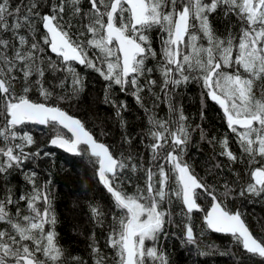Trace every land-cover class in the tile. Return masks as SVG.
<instances>
[{
  "label": "snow or ice",
  "instance_id": "snow-or-ice-1",
  "mask_svg": "<svg viewBox=\"0 0 264 264\" xmlns=\"http://www.w3.org/2000/svg\"><path fill=\"white\" fill-rule=\"evenodd\" d=\"M89 4L85 12L80 0H59V3L53 0L49 12L41 14L39 0H27V3L20 0L15 7L11 0H0V34L12 33L11 39L0 35V114L4 116V124L0 126L3 138L0 174L19 167L29 155L40 154L25 152L35 140L28 133H18L17 127L27 122L45 125L53 133L50 144L77 155H90L98 164L99 180L118 210V214L112 215L107 237L108 247L115 252L114 264H154L157 261L168 264L165 254L155 246H147L146 241H157L165 224L170 222L166 220L170 213L163 204L166 200L170 203L172 195L181 199L188 214L200 209L197 189L212 198L211 210L205 215L207 226L216 232L231 233L247 253L264 258V237L253 235L239 211L230 212L222 207V201L183 160L191 130L182 109L169 104L174 119L149 116L147 135L151 142L147 147L153 154L156 171L147 168L145 188L128 195L122 188L120 175L126 168L137 171L141 164L133 162L131 155L114 157L109 146L94 138L79 119L60 107L33 101L28 96L35 85L45 101L51 98L52 92L44 86L49 69L68 72L72 76L73 91H79L75 86L82 87V80L70 65L76 61L94 68L110 85L121 86V91L131 85L137 101L143 104L140 93L147 90L155 95L152 89L157 81L147 79L142 85L139 78L153 72L145 61L157 56L148 36V32L157 27L164 33L158 61L160 91L167 96L171 88L182 83L193 79L202 82L207 96L223 110L228 127L237 136L242 155L248 157L250 165H260L250 170V180L239 195L260 197L264 194V0H89ZM220 6H224L226 16L229 13L237 16L238 35L231 32L224 38L215 35L208 14ZM66 8L82 22L79 36L88 34L90 38H73V25L64 19ZM37 21L45 30L40 40L35 35ZM22 28H27L31 34V42L20 34ZM198 32L206 38L207 46L199 42ZM41 41L61 58L60 64L50 58L45 60ZM88 48L97 50L93 57H89ZM17 73L23 78L19 93ZM32 77L36 79L33 81ZM201 138H205L202 130ZM218 142L222 148L220 154L235 161L237 157L229 150L228 140ZM166 146V155L161 157ZM160 159L170 167L166 169L165 163H157ZM173 175L176 189H171L169 184ZM35 176V173L26 176L32 185L30 193L14 200L8 189L0 198V224L6 225L0 228V264H64L65 252L56 243L54 231L45 230V225L55 224L47 187L51 182L37 185ZM225 189V196L234 191L227 185ZM18 201H24L26 207L20 208ZM10 205H17L15 213L11 212ZM92 214L102 224L99 218L105 214L98 207H92ZM185 229L187 243H195L191 225L186 224ZM91 247L95 264H107L108 257L101 254L95 241ZM70 259L73 264H83L80 257Z\"/></svg>",
  "mask_w": 264,
  "mask_h": 264
},
{
  "label": "trees",
  "instance_id": "trees-1",
  "mask_svg": "<svg viewBox=\"0 0 264 264\" xmlns=\"http://www.w3.org/2000/svg\"><path fill=\"white\" fill-rule=\"evenodd\" d=\"M24 2L27 3V0ZM52 2L53 0H39L38 10L41 14L49 12ZM55 2L59 3V0ZM11 3L15 7L20 0H11ZM80 7L83 11H88L89 0H80ZM23 14L22 10L21 15ZM64 19L73 25L71 33L74 39L90 38L88 34L85 37L79 36V32L83 30L82 22L78 17L72 16L67 8ZM208 20L215 35L221 38L226 37L229 32L239 34L240 21L233 13L226 16L224 6L208 14ZM36 29V39L40 40L44 32L39 21L36 22ZM20 34L27 36L31 42V34L27 28H22ZM197 34L200 37L199 42L207 46V40L203 34L199 32ZM0 35H3L5 39L12 37L11 32ZM148 36L157 56L149 57L145 61L146 67L152 68L153 72L141 76L139 83L143 85L147 79H154L157 84L152 89L155 95L147 90L140 93L143 104L137 101L133 94L135 89L131 85L121 91V86L110 85L109 81H106L94 68L71 62V67L82 80V87L75 86L79 88V91H73L72 76L68 72L63 70L53 72L49 69L45 74L44 86L52 92L51 98L45 101L35 85L28 93L29 98L60 107L69 115L79 119L86 130L99 142L109 146L114 157L121 158L123 155L126 158L131 155L133 162L141 164L142 167L137 171L133 172L130 168H126L120 175L122 188L128 195L136 194L138 188H145L147 168L152 167L156 171L155 163H152L153 154L147 147L151 142L147 135L150 127L149 116L155 115L160 120L174 119V114L169 110V104H174L188 117L186 123L191 130V140L183 153V160L217 195L219 201H222V207L230 212L239 211L241 219L253 235L264 237V231H262L264 230V194L260 197L239 195L241 188L250 180V170L260 165H250L248 157L242 155L237 136L228 127L224 112L207 96L201 81L193 79L175 88L170 86L171 91L167 96L160 91L161 76L158 71V61L161 59L164 33L154 27L148 32ZM41 47L45 49L42 54L45 60L50 58L51 61L60 64V58L51 56L42 41ZM87 51L89 57H93L97 52L94 48H88ZM96 62L99 64L98 60ZM226 70L232 71V69ZM17 75L20 77L16 82V90L19 93L23 88V78L22 74L17 73ZM35 79L36 77H32L33 81ZM61 81H63V87H61ZM156 96L160 99L157 100ZM3 124L4 116L0 114V126ZM16 130L21 135L24 133L32 135L35 140L33 145L25 148V152L40 154L29 155V158L19 167L0 174V198H3L8 189H11L14 200L20 195L30 193L32 185L28 183L26 176L32 173L36 174L37 185L43 186L46 181H50L47 187L55 224L45 225V230L54 231L56 243L65 252L64 264H73L71 257H80L83 264H95L96 257L91 247L94 241L101 254L108 257L107 264H114L115 252L108 247L107 237L111 231L112 215L118 214V210L110 193L101 185L97 177L95 158L87 154L71 157L50 148L48 141L53 133L48 126L23 124ZM201 130L205 137L203 139ZM225 138L228 140L229 150L237 157L235 161L220 154L222 148L218 141ZM2 143L3 138L0 137V144ZM167 150L166 146L161 152V157L166 155ZM2 159L0 157V160ZM257 159L260 158L257 157ZM159 162L165 163L166 169L170 167L162 159L157 161ZM169 184L171 189L177 188L174 175ZM225 185L234 190L231 195H224ZM197 192L200 193L197 200L200 209L197 212L188 214L181 199L175 195L171 196L170 203L168 200L164 202L163 208L170 213L166 220L170 222L165 224L163 233L157 241H146V245L155 246L163 252L168 264H264V258L247 253L234 236L212 234L207 230L203 220L210 204V197L202 189ZM16 206H9L11 212L15 213ZM18 206L23 209L26 203L18 201ZM92 207H98L105 214L99 218L102 224L98 223L97 218L93 216ZM186 224H190L193 228L196 240L193 244L186 241ZM3 227L6 225L0 224V228Z\"/></svg>",
  "mask_w": 264,
  "mask_h": 264
},
{
  "label": "water",
  "instance_id": "water-1",
  "mask_svg": "<svg viewBox=\"0 0 264 264\" xmlns=\"http://www.w3.org/2000/svg\"><path fill=\"white\" fill-rule=\"evenodd\" d=\"M41 28H42L43 32L45 33V30L43 29L42 25H41ZM48 52H49V54H51L52 56H57L55 53H52V52L50 51L49 48H48ZM72 62L75 63V64H77V65H79V63L76 62V61H72ZM25 124L36 125V126H38V127H45V125H39V124L31 123V122H27V123H25ZM20 126H21V125H20ZM20 126H18V127H20ZM18 127H17V128H18ZM58 127H59V126H58ZM63 131H64L68 136L71 135L70 133H67V130H63ZM49 141H50V140H49ZM49 141H48V146H49L50 148L55 149V150H57V151H59V152L65 154V155H68V156H71V157H73V156H77V154H74V153L68 152V151H66L65 149L59 147L58 145H52V144H50ZM81 146H82V147H85L84 145H81ZM97 168H98V164H97ZM97 177H98V174H97ZM98 179H99V177H98ZM99 181H100V180H99ZM100 183H101V182H100ZM101 185L106 189V187H105L102 183H101ZM106 190H107V189H106ZM110 195H111V194H110ZM212 203H213V202H212V200H211V205H210L208 211L211 210ZM182 204H183V203H182ZM183 207H184V209L186 210V208H185L184 205H183ZM186 211H187V210H186ZM196 211H197V210H195V209L193 210V212H196ZM208 211H207V212H208ZM205 215H206V214H205ZM203 222H204V225L206 226L207 230H208L210 233H212V234H221V235L233 236L231 233L216 232L215 230L209 228V227L207 226V223H206L205 217H204ZM241 245H242V244H241Z\"/></svg>",
  "mask_w": 264,
  "mask_h": 264
},
{
  "label": "flooded vegetation",
  "instance_id": "flooded-vegetation-1",
  "mask_svg": "<svg viewBox=\"0 0 264 264\" xmlns=\"http://www.w3.org/2000/svg\"><path fill=\"white\" fill-rule=\"evenodd\" d=\"M42 25V24H41ZM42 29V28H41ZM43 31V30H42ZM47 51H48V47H47ZM49 53V52H48ZM51 55V54H50ZM52 56V55H51ZM54 57H57V56H54ZM57 58H59V57H57ZM60 60H61V58H60ZM71 63H73V62H71ZM75 64V63H74ZM77 65V64H76ZM80 65V64H79ZM210 98V97H209ZM213 101V100H212ZM215 102V101H214ZM220 107V106H219ZM223 111V110H222ZM227 122V121H226ZM29 125V124H28ZM36 126V125H35ZM82 147V146H81ZM198 190H200V189H197V191ZM210 197V204H209V207H210V205H211V200H212V198H211V196H209ZM209 207H208V209H209ZM198 211V210H197ZM196 211V212H197ZM208 211V210H207ZM187 212V211H186Z\"/></svg>",
  "mask_w": 264,
  "mask_h": 264
}]
</instances>
